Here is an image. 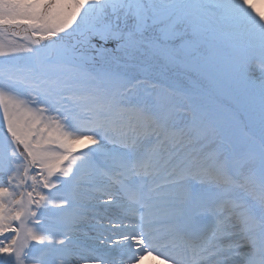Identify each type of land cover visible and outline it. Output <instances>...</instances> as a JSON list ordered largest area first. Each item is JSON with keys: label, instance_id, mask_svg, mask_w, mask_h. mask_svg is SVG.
Listing matches in <instances>:
<instances>
[{"label": "snow or ice", "instance_id": "obj_1", "mask_svg": "<svg viewBox=\"0 0 264 264\" xmlns=\"http://www.w3.org/2000/svg\"><path fill=\"white\" fill-rule=\"evenodd\" d=\"M149 259L264 264V0H0V264Z\"/></svg>", "mask_w": 264, "mask_h": 264}, {"label": "bare ground", "instance_id": "obj_2", "mask_svg": "<svg viewBox=\"0 0 264 264\" xmlns=\"http://www.w3.org/2000/svg\"><path fill=\"white\" fill-rule=\"evenodd\" d=\"M145 264H162V262L159 261V260H152V259H149V260H146V261H145Z\"/></svg>", "mask_w": 264, "mask_h": 264}, {"label": "rangeland", "instance_id": "obj_3", "mask_svg": "<svg viewBox=\"0 0 264 264\" xmlns=\"http://www.w3.org/2000/svg\"><path fill=\"white\" fill-rule=\"evenodd\" d=\"M258 6H260V5H258ZM226 98H228V99H226V98H224L230 105H229V107H228V109H230L231 107H233V101L227 96V95H224Z\"/></svg>", "mask_w": 264, "mask_h": 264}]
</instances>
